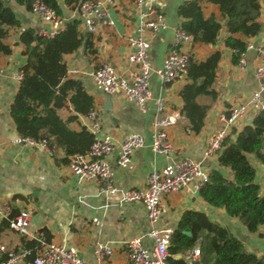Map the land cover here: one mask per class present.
Listing matches in <instances>:
<instances>
[{"label": "crops", "instance_id": "1", "mask_svg": "<svg viewBox=\"0 0 264 264\" xmlns=\"http://www.w3.org/2000/svg\"><path fill=\"white\" fill-rule=\"evenodd\" d=\"M62 10V19L70 21L77 18L76 10L63 5V0H57ZM260 4L259 22L263 30L257 36L242 39L253 48L264 47V0ZM112 28L100 29L93 35L94 53H89L80 47L75 53L65 56L66 65L79 69L78 74H68V78L80 80L86 91L93 96V108L100 119L101 137L113 141L116 149L107 157L113 169V182L119 191L142 189L148 176L156 170L162 169L171 162L183 159L199 160L205 147L206 137L219 126V117L231 108L242 104L258 87L254 76V69L258 64V54L255 50L245 52L246 66L240 70L232 64V50L225 48L224 40L228 36L225 29L219 35L215 45L194 44L191 51L192 60L200 63L213 52L221 51L222 59L216 70L214 89L217 99L212 104L204 121L200 134L186 133V120L181 115L182 100L180 91L188 83L187 79L173 84L160 85L156 77H150L149 89L152 98L161 96L165 99L163 117H173L175 124L167 129L171 153L169 156L153 154L149 148L152 122L155 115L153 101H149L144 111L133 102L125 100L120 92L111 95L107 102L106 95L97 91L92 83L94 70L103 63H109L117 70L125 69L127 55L126 38L133 34L135 13L132 0H111ZM185 0H159L162 11L169 26L149 39L150 58L154 68L161 66L162 60L171 49L174 41V28L180 23L176 12ZM14 7L21 22L20 27L10 28L5 44L10 46L11 54H0V66L3 74L0 82V207H8L11 215L20 211H28L31 215L29 235L24 236L12 231L6 221L0 223V244L5 252L0 251V262L8 253L20 252L23 239L28 241L43 240L62 245L68 250L76 252L80 258L94 264L93 255L96 244H102L111 249L112 255L104 264H127L124 250L125 243L133 238L144 239L147 221L144 208L139 204L121 205L120 193L102 194L95 182H79L71 173L68 165L59 164L46 146L15 144L19 137L15 125L10 117V106L18 91L19 84L15 82V74L22 67L20 63L25 57L24 46L19 42V36L25 29L36 30L41 25L34 20L28 11ZM205 18L214 16L221 19L219 7L201 0L199 3ZM82 33L83 28L79 26ZM264 102V95L262 96ZM240 121L232 130L238 132L247 125L246 120ZM60 118L65 121L73 115L71 107L58 111ZM83 116H77L75 121L68 124L71 131L79 132L83 127ZM130 133L141 134L144 146L136 150L131 156L129 167L121 168L117 165L119 145ZM236 135H231L234 140ZM64 158L63 151L57 149L56 159ZM204 167L210 172L218 169L217 158L204 161ZM259 194L264 196V188L260 187ZM162 213L159 226L174 230L182 212L186 210L208 211L210 220L218 222L229 229L240 240L247 251L255 253L264 259V237L259 233L246 234L240 225L232 218H227L224 224L222 209L210 210L198 193L183 191L162 197ZM222 211V212H221ZM225 213V212H224ZM29 259L16 264H28ZM199 261V257L195 258Z\"/></svg>", "mask_w": 264, "mask_h": 264}, {"label": "trees", "instance_id": "2", "mask_svg": "<svg viewBox=\"0 0 264 264\" xmlns=\"http://www.w3.org/2000/svg\"><path fill=\"white\" fill-rule=\"evenodd\" d=\"M35 0H0V54H11L5 44L10 28L20 27L21 22L11 4L30 11ZM62 15L57 0H41ZM85 0H63V5L76 9ZM217 5L221 19L205 18L200 1H185L177 8L179 28L192 37L194 44L215 45L223 29L228 36L225 48L232 50L231 62L236 65L241 53L245 52V39L257 36L263 30L259 22L258 0H207ZM77 18L66 21L64 28L55 36H38L33 29H25L19 36L24 46L26 63L20 68L23 78L10 106V117L17 134L35 141H45L48 151L59 164L68 165L69 159L85 155L92 142V135L82 127L79 132L71 131L68 124L77 116L86 115L93 108L94 98L80 80L67 76L65 56L75 53L80 47L94 53L92 34L79 31ZM222 52L215 51L200 63L191 61L188 83L180 91L181 115L186 120V133L198 135L212 104L217 99L214 89L216 70ZM205 99L203 102L200 99ZM71 107L73 115L63 121L58 111ZM231 135H236L231 139ZM57 149L64 158L56 159ZM252 155L264 168V111L255 114L250 124L240 131L232 130L225 139L223 149L217 157L218 169L209 172V181L198 192L206 204L222 209L230 218L237 219L251 234L262 233L264 237V197L259 194L255 182V169L248 156ZM224 170L226 176L220 173ZM6 225L7 222L5 223ZM183 232L189 233L185 235ZM49 242V237H45ZM23 248L33 252L36 241L23 239ZM200 252L198 264H264V259L245 249L244 244L226 228L208 219L203 213L193 210L182 212L176 228L169 239L167 264H188L185 256L192 250ZM32 252V253H33ZM33 257H30V259ZM7 256L1 261H5Z\"/></svg>", "mask_w": 264, "mask_h": 264}, {"label": "built area", "instance_id": "3", "mask_svg": "<svg viewBox=\"0 0 264 264\" xmlns=\"http://www.w3.org/2000/svg\"><path fill=\"white\" fill-rule=\"evenodd\" d=\"M132 4L135 13L134 31L126 38L125 69L119 71L111 64L103 63L94 70L92 83L97 91L105 95L120 92L125 100L133 102L142 111L146 109L149 101H153L155 115L149 148L153 154L169 156L171 145L167 129L176 122L173 117L162 116L166 101L161 96L152 98L149 80L154 75L160 85H169L187 79L188 67L193 61L191 51L194 42L192 37L182 31L179 26L174 28V41L171 49L162 60L161 66L154 68L149 55V39L167 30L169 26L159 9V0H132ZM111 5V0H85L79 4L75 10L80 26L83 28L82 33L94 35L100 29L112 28L114 23L110 14ZM28 12L41 25L35 30L38 36L50 38L64 28L66 21L41 0H35ZM251 49L258 54V64L254 69V76L258 82L257 89L242 104L231 108L219 117V126L206 137L201 159H183L153 171L142 189L118 190L113 182V169L107 161V157L114 153L116 146L109 138L100 136V119L94 108L83 116V127L92 135L93 142L85 155L70 157L68 168L72 175L79 182H95L102 194L119 192L121 205L139 204L145 210L147 229L144 239L148 244H144L141 238L127 241L124 246L127 264H167L169 239L173 230L159 226L163 209L162 197L180 191L198 193L209 181V172L204 167V161L219 156L225 139L240 121L245 120L251 112L255 115L264 111L262 100L264 95V47L253 48L250 44H246L245 52ZM245 52L240 54L236 64L240 70L246 66ZM66 66L68 74L80 73L77 67L72 68L69 64ZM2 74L3 70L0 66V82ZM22 78L23 72L19 69L14 77L15 82L19 84ZM251 119L252 116L246 122L250 124ZM13 143L46 146L45 141L38 142L20 136ZM144 143V137L141 134H128L119 145L117 165L121 168L129 167L132 154L142 148ZM2 221H6L12 231L24 236L29 235L31 215L28 211H20L13 216L8 207H0V223ZM36 242L34 252L25 248L20 252L8 253L7 259L0 264H16L27 259H29L28 264H89L83 261L76 252L62 245L43 240H36ZM0 251L5 252L1 244ZM32 254L33 257L30 259ZM93 255L94 264H104L111 257L112 251L102 244H96ZM199 255V250L194 249L184 259L188 264H194L197 262L195 258Z\"/></svg>", "mask_w": 264, "mask_h": 264}, {"label": "rangeland", "instance_id": "4", "mask_svg": "<svg viewBox=\"0 0 264 264\" xmlns=\"http://www.w3.org/2000/svg\"><path fill=\"white\" fill-rule=\"evenodd\" d=\"M11 6H12V4H11ZM205 99H203V98H201L200 99V101L201 102H203ZM242 128V127H241ZM240 131V130H239ZM248 159H249V161H250V163H251V165L254 167V169H255V173H256V175H255V182L259 185V188L260 187H262V188H264V168H263V166L252 156V155H249L248 156ZM260 196H263V195H260ZM264 197V196H263ZM206 204V203H205ZM207 205V204H206ZM208 207H209V211L210 210H212V211H214V210H216V208H214V207H212V206H210V205H207ZM199 212H201V213H203L208 219H210L209 218V216L208 215H210L211 213L210 212H208V211H206L205 210V212H202V211H199ZM222 212V211H221ZM222 216H223V218L221 219L220 218V220H218L220 223H222V224H224V221H226L227 220V218L229 219L230 217H228L224 212H222ZM234 221H236L239 225H240V227L242 228V230H243V232H245L246 234H248V235H250L251 233H248L242 226H241V224H240V222L237 220V219H235V218H232ZM212 221V220H211ZM218 223V222H217ZM229 230V229H228ZM230 231V230H229ZM231 232V231H230ZM232 233V232H231ZM232 235L233 236H235L233 233H232ZM246 249V248H245ZM247 250V249H246Z\"/></svg>", "mask_w": 264, "mask_h": 264}, {"label": "water", "instance_id": "5", "mask_svg": "<svg viewBox=\"0 0 264 264\" xmlns=\"http://www.w3.org/2000/svg\"><path fill=\"white\" fill-rule=\"evenodd\" d=\"M26 60H27V58L26 57H24L23 59H22V61H21V63H20V66H23L25 63H26ZM106 98H107V102H110V98H111V95H106ZM220 173L223 175V176H226V173H225V171L224 170H220ZM185 235H189V233H187V232H183ZM194 264H198V262H195Z\"/></svg>", "mask_w": 264, "mask_h": 264}]
</instances>
